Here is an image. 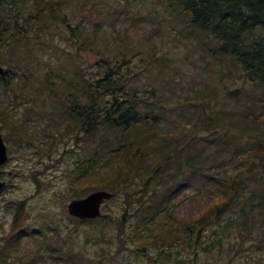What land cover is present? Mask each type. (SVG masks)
<instances>
[{
    "label": "rangeland",
    "instance_id": "1",
    "mask_svg": "<svg viewBox=\"0 0 264 264\" xmlns=\"http://www.w3.org/2000/svg\"><path fill=\"white\" fill-rule=\"evenodd\" d=\"M58 12V19L53 23L48 21L49 26H43L41 34L34 27L42 26V22H36L28 37L19 38L17 50L19 54L22 53L20 61L28 66V73L18 68L19 74L11 78V86L15 90L8 92L2 86L0 90L1 106L7 103L15 105L13 110L22 117L26 116L25 109L28 107L31 120L36 114L40 117L36 121H26V128L31 133L35 131L39 137L35 140L36 149L30 148L28 143H16L15 139V142L11 141L12 154L0 166V180L6 182L0 191V247L7 239H12L10 236L14 232L18 237L15 242L12 239L17 249L14 247L8 260L2 264H9V260L46 264L36 258L41 257L37 251L41 244L39 238L33 237V230L53 233V237H49L52 244H62L64 250L79 252L91 264H264V211L263 214H249L250 228L245 231L227 224L231 217L237 218L233 210L227 209L218 223L206 227L196 247L179 244L165 251L149 250L146 253L145 250L141 252L142 248L136 251L139 248L128 237L134 232L132 224L135 218L126 221L120 240L116 235V225L111 222H101L100 226L95 227L94 222H77L67 215L66 204L76 198L72 196L73 182H70V176L77 160L98 143L99 137L96 133L83 140L79 138V144L75 143L74 138L65 137L57 141V148L48 149L52 148V139H43L49 121L43 112L50 110L55 100L61 101L53 94L64 96L69 93L65 82L54 85L55 91L48 89L43 83L44 72L48 68L55 71L54 75H50V82L51 78L59 80L56 76L62 73L66 79L79 73L87 78H98L102 75V68L96 66L100 59H131L127 82L142 90H152L149 95L156 93L157 96L162 94L167 97L157 127L160 131L188 126L194 121L196 110L205 114L243 109L245 99H230V90L259 91L246 82L240 72L236 73L232 67L229 71L227 61L213 56L211 48L215 41H210V36L204 33L197 36L190 31L180 30L173 20L172 11L166 10L160 0H63ZM76 25H79L80 32L74 38L69 30ZM124 49H129L133 55L119 57L117 53L124 52ZM0 64L6 68L3 58ZM99 64L102 65L101 60ZM11 65L15 71V63ZM19 94L25 96L28 102H10ZM144 99L151 103L155 98ZM2 110L11 111L10 108ZM21 128L20 125L19 130ZM201 130L192 134L193 148L195 151L203 148L204 153L208 154V143L204 139H196L197 135L204 134ZM230 131L231 134L235 133V147L242 148L249 141L248 134L240 133L238 128H231ZM235 147L222 156L227 163L233 157ZM209 165L212 164L209 162ZM181 167H184L182 160ZM235 169L231 166L228 173ZM223 173L222 169L216 171L212 168L206 173L211 175L210 179L206 177L207 181L203 178L204 173L193 174L189 169L181 172L180 178L189 180L176 194V214L187 217L204 208L218 195L215 177ZM252 176L254 179L260 177L264 182V167L256 166ZM243 177L248 186L244 189V195L250 196L256 189L255 180L249 179L247 174H243ZM122 203L123 195L116 194L113 200L103 204L102 211L118 217L122 213ZM26 229L30 233H26ZM47 261L53 262L49 258Z\"/></svg>",
    "mask_w": 264,
    "mask_h": 264
},
{
    "label": "trees",
    "instance_id": "2",
    "mask_svg": "<svg viewBox=\"0 0 264 264\" xmlns=\"http://www.w3.org/2000/svg\"><path fill=\"white\" fill-rule=\"evenodd\" d=\"M61 1L0 0V59H4L7 69V76L0 75V90L2 87H6L8 92L15 90L11 86V78L19 74L18 68L28 73V66L20 61L23 57L22 53H18V42L28 37L36 22H42V26L34 27L41 34L43 26H49L48 21H56ZM160 1L166 10L172 11L173 20L180 30L190 31L197 36L203 33L210 36L209 40L215 41L211 48L213 56L227 61L229 71L232 67L236 73L240 72L241 77L259 91L249 93L244 92L246 89L241 91L235 88L228 92L230 99H245L243 109L205 114L196 110L195 119L188 126L160 131L157 127L167 97L162 94L157 96L156 93L149 95L152 90H142L127 82L131 59H100L102 65L99 60L96 66L102 68V75L98 78H87L79 73L66 79L62 73L56 76L59 80L51 78L50 82V77L55 73L50 67L44 72L43 82L50 91H55L54 85L61 82H65L69 90L68 94L59 91L66 93L64 96L53 94L61 101L55 100L50 110L43 112L49 118L46 123L48 131L43 139H52V148L48 149L57 148V141L65 137L74 138L75 143L79 144V138L83 140L98 133V143L77 160L70 176V182H73L72 196L80 197L88 190L96 189H107L115 195H123L122 213L118 217L109 214L105 220L85 219L77 222H94L95 227L100 226L101 222H111L116 225V235L122 240L126 221L135 218L132 224L134 232L128 237L139 248L136 251L145 250V253L149 250L165 251L179 244L196 247L206 227L218 223L227 209L237 214V218L231 217L227 224L245 231L250 228L249 214H263L264 211V182L260 177L254 179L252 176L256 166L264 167V0ZM79 29V25L70 28L72 37H78ZM89 39L87 37L86 40ZM82 45L85 46L84 43ZM124 50L117 53L119 57L133 55L129 49ZM12 62L15 63V71ZM20 87L22 89L21 84ZM144 97L155 99L149 103ZM194 98L199 103L197 97ZM15 100L18 101L16 104L28 102L20 94L10 102L15 104ZM3 108H10L11 111L4 112ZM15 108L10 103L0 105V128L4 139L10 144V154L11 141L15 142L16 139V143H28L30 148L36 149L35 140L39 138L35 131L31 133L26 128V121L31 120L29 108L25 109V117L19 116L13 110ZM169 109L172 110L171 107ZM32 117L31 121L40 119L37 114ZM20 125L22 128L19 130ZM231 128L248 134L249 141L242 148L235 147V133L231 134ZM198 129H202L204 134L197 135L196 139L201 138L208 143V154L204 153L203 148L197 151L193 148L192 134ZM231 147H235V152H232L233 157L227 163L222 156L231 151ZM181 160L184 162L183 168ZM231 166L236 169L228 173ZM212 168L224 172L215 177L218 195L197 214L178 216L174 200L189 180L180 178V173L186 169L193 174L204 173L203 178L208 181L206 177L210 179L211 175L206 173ZM243 174L256 183V189L250 196L244 195V189L248 186ZM241 199L243 201L239 202ZM14 235L10 237L15 242L17 237L14 238ZM43 235L45 239L40 243L44 245L37 248L41 257H36L41 263L91 264L79 252L62 250V244H52L47 233L43 232ZM12 239H7L0 247V264L8 260L14 247L17 249ZM218 244L221 242L218 241ZM47 258L54 263L47 261ZM8 263L25 264L10 260Z\"/></svg>",
    "mask_w": 264,
    "mask_h": 264
},
{
    "label": "water",
    "instance_id": "3",
    "mask_svg": "<svg viewBox=\"0 0 264 264\" xmlns=\"http://www.w3.org/2000/svg\"><path fill=\"white\" fill-rule=\"evenodd\" d=\"M3 72V68L0 66V73ZM7 159L6 146L3 142L1 133H0V165L3 164ZM4 182L0 181V189L3 187ZM113 196L112 192L107 190H95L91 193L87 194L82 198H76L70 200L66 209L67 212L77 218H95V217H103L105 218L107 215L101 212V204L110 199Z\"/></svg>",
    "mask_w": 264,
    "mask_h": 264
}]
</instances>
